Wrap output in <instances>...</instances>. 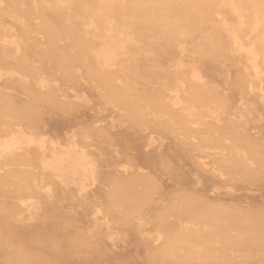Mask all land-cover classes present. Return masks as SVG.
Instances as JSON below:
<instances>
[{
	"label": "bare ground",
	"instance_id": "bare-ground-1",
	"mask_svg": "<svg viewBox=\"0 0 264 264\" xmlns=\"http://www.w3.org/2000/svg\"><path fill=\"white\" fill-rule=\"evenodd\" d=\"M0 264H264V0H0Z\"/></svg>",
	"mask_w": 264,
	"mask_h": 264
}]
</instances>
